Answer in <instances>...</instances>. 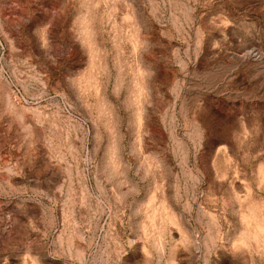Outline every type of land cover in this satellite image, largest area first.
<instances>
[{
	"label": "rangeland",
	"instance_id": "1",
	"mask_svg": "<svg viewBox=\"0 0 264 264\" xmlns=\"http://www.w3.org/2000/svg\"><path fill=\"white\" fill-rule=\"evenodd\" d=\"M0 264H264V0H0Z\"/></svg>",
	"mask_w": 264,
	"mask_h": 264
}]
</instances>
